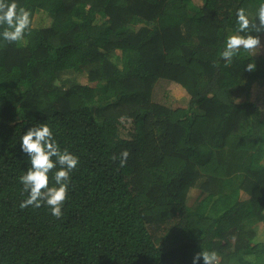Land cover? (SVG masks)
<instances>
[{
  "label": "trees",
  "instance_id": "obj_1",
  "mask_svg": "<svg viewBox=\"0 0 264 264\" xmlns=\"http://www.w3.org/2000/svg\"><path fill=\"white\" fill-rule=\"evenodd\" d=\"M17 3L32 23L0 41V264H191L201 247L264 264V109L249 100L264 33L219 56L259 0ZM38 122L79 157L59 218L19 206V140Z\"/></svg>",
  "mask_w": 264,
  "mask_h": 264
},
{
  "label": "clouds",
  "instance_id": "obj_2",
  "mask_svg": "<svg viewBox=\"0 0 264 264\" xmlns=\"http://www.w3.org/2000/svg\"><path fill=\"white\" fill-rule=\"evenodd\" d=\"M236 30L225 37L219 53L225 65L232 62L241 50L254 52L260 44L258 34L264 33V0H259L254 16L244 8L237 9ZM31 12L19 6L17 0H0V41L24 42L31 30ZM253 33H256L254 35ZM255 65L247 63L246 69L253 70ZM20 150L27 155L28 167L19 177L26 198L20 207L49 208L57 218L62 215V207L68 195L72 173L79 157L68 149H62L54 138V132L47 122H38L28 127L20 136ZM121 164L128 156L125 150L121 154ZM53 183H49V174ZM218 264V254L214 250L201 247L191 259V264Z\"/></svg>",
  "mask_w": 264,
  "mask_h": 264
},
{
  "label": "rangeland",
  "instance_id": "obj_3",
  "mask_svg": "<svg viewBox=\"0 0 264 264\" xmlns=\"http://www.w3.org/2000/svg\"><path fill=\"white\" fill-rule=\"evenodd\" d=\"M39 20V18H38ZM258 50V48L256 49ZM86 76V75H85ZM85 76L82 77V80L85 81ZM180 91V90H179ZM181 97H179L178 101L176 102V105H180V103L182 105H187L188 104V97L187 95L185 94V92L183 90H181ZM249 100H252V101H256L257 104L264 109V86H261L257 83H254L251 88H250V91H249ZM198 194V191H193L192 192V200L195 199V197L197 196ZM264 232V229H261L260 233H263Z\"/></svg>",
  "mask_w": 264,
  "mask_h": 264
}]
</instances>
